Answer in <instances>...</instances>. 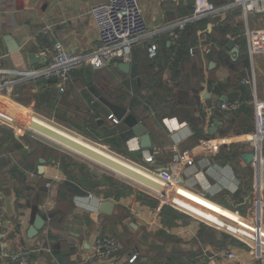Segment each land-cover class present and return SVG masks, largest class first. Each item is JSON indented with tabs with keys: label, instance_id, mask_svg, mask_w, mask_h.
I'll return each mask as SVG.
<instances>
[{
	"label": "crops",
	"instance_id": "crops-1",
	"mask_svg": "<svg viewBox=\"0 0 264 264\" xmlns=\"http://www.w3.org/2000/svg\"><path fill=\"white\" fill-rule=\"evenodd\" d=\"M103 1L0 0V69L42 68L54 56L56 41L70 52L91 51L99 44V34L90 8ZM228 1L218 0L217 5ZM140 3L148 33L133 45L131 71H122L116 65L120 61H113L94 70L93 78L106 98L126 106L147 127L152 147L141 149L133 133L127 148L142 155L128 158L154 176L160 168L173 173L166 200L143 184L145 189L136 187L117 198L91 193L71 179L73 169L65 170L51 154L52 146L16 132L23 128L15 124L24 108L80 135L92 134L100 139L96 142L109 145L106 140L120 137L119 130L114 135L116 117L89 90L85 67L72 72L64 90L60 81L23 80L0 90V264H22L4 252L25 255L26 264H125L134 254L138 257L130 264H264L256 257L255 235L246 221L258 184L264 200V165L243 158L254 150L256 100L264 122V14L245 16L241 8H231L201 24L194 22L184 35L193 51L180 55L175 68L171 38L181 29L176 24L191 16L194 0ZM250 30L262 50L253 56ZM230 40L237 52L228 47ZM154 43L155 59L148 55ZM231 94L238 97L222 100ZM223 102L232 107L223 109ZM214 119L221 124L211 132ZM185 154L191 164L182 159ZM150 155L152 161L147 160ZM176 155L181 158L175 160ZM75 174L79 178L80 170ZM67 182L78 189L70 193ZM138 192L155 198L157 206L140 200ZM104 200L115 202L109 213L100 210ZM163 205L174 215H163ZM38 215L45 223L29 237ZM104 236L117 239L121 248L113 258L100 261L93 255Z\"/></svg>",
	"mask_w": 264,
	"mask_h": 264
},
{
	"label": "built area",
	"instance_id": "built-area-1",
	"mask_svg": "<svg viewBox=\"0 0 264 264\" xmlns=\"http://www.w3.org/2000/svg\"><path fill=\"white\" fill-rule=\"evenodd\" d=\"M218 0H194V8L190 17L179 21L176 26L184 28L189 22H196L202 19L214 16L222 11L231 8H241L245 16L251 13L264 14V0H229L224 5H217ZM1 12V9H0ZM90 15L93 18L99 34V44L89 52H70L61 41L54 43L55 53L52 59L42 68L31 70H11L0 69L3 81L0 83V90L6 87H12L15 84L26 80L36 78L52 79L57 78L63 84L61 90H64V84L72 78V72L79 68L91 65L94 70L102 69L113 61L129 62L132 57L133 45L142 36L148 33V24L141 6L140 0H106L94 4L90 8ZM256 32L248 31V40L250 54L253 56L262 50L256 43ZM157 44H151L148 47V55L151 58L157 56ZM191 51H193L191 49ZM12 75L13 77H10ZM244 83L255 84V80L245 79ZM256 126L252 135L255 160L260 165H264V122L261 115V104L256 100ZM223 109H230L232 106L223 102ZM112 117V116H111ZM115 122H118L114 118ZM180 156H175L179 160ZM187 164L192 163L189 154L182 157ZM148 161L153 160V156L147 157ZM155 177L165 185L166 190L173 181L172 172L165 170L155 175ZM50 185V184H48ZM257 198L251 210L249 211V220H246L255 235L253 237V248L256 257L264 259V200L262 196L261 184L256 185ZM161 194V193H160ZM166 200L167 197L162 196ZM174 201V199H173ZM176 202V201H175ZM4 214L0 211V227L3 224ZM236 233V232H233ZM121 245L119 241L110 236H104L97 240L94 258L100 261L108 260L117 255ZM5 256H10L22 264L27 263V257L21 254H9L4 252ZM232 257V254H229ZM138 255L134 254L130 262H134Z\"/></svg>",
	"mask_w": 264,
	"mask_h": 264
},
{
	"label": "water",
	"instance_id": "water-1",
	"mask_svg": "<svg viewBox=\"0 0 264 264\" xmlns=\"http://www.w3.org/2000/svg\"><path fill=\"white\" fill-rule=\"evenodd\" d=\"M205 19L197 21L198 24H201L204 22ZM228 47L233 50V52H237V48H234V41L230 40L228 43ZM36 54H32V58L34 59ZM116 65L124 72L129 73L131 71V63L130 62H116ZM93 72L94 69L91 65H88L85 67V80L86 84L91 91V93L99 99L102 103H104L108 108L111 110L112 114L117 118L119 121H124L133 131L136 138L139 139L140 142V148L143 150H148L152 147V139L149 134V131L144 123L140 122L138 118L133 114L129 113V110L126 106H123L121 104L112 102L108 98H106L99 88L96 86L93 78ZM52 81H58L57 78H52ZM237 94H231L230 96H223L222 100L229 99L230 101H233L237 98ZM213 126L211 127V132L215 131L217 129V126L221 123L217 120H213ZM28 127L30 129H33L47 137H50L51 139L63 143L79 152L84 154L85 156L94 159L107 167L114 169L118 172H121L126 177L143 184L161 194H165L166 187L164 184H162L157 178L152 177L146 173H143L139 170H137L135 167L122 162L112 156H109L105 153H102L98 151L97 149L86 145L83 142H80L64 133H62L59 130H56L46 124H43L37 120L30 119L28 122ZM243 158L247 162H254L255 161V152L250 151L243 154ZM41 162H44L42 159ZM43 169V166L40 168ZM165 171V168L157 169L155 172L160 173ZM92 172H97L96 170H92ZM173 174V173H172ZM115 205V202L112 200H104L100 203V210L102 212L109 213ZM45 220L38 215L34 224L29 229V237L35 236L39 229L44 225ZM96 264H110V263H104V262H96Z\"/></svg>",
	"mask_w": 264,
	"mask_h": 264
},
{
	"label": "trees",
	"instance_id": "trees-1",
	"mask_svg": "<svg viewBox=\"0 0 264 264\" xmlns=\"http://www.w3.org/2000/svg\"><path fill=\"white\" fill-rule=\"evenodd\" d=\"M194 22H189L186 24V26L182 29H177L175 37H172V44H171V57L173 59L172 65L173 67H177L179 60H180V55L184 54V53H188L190 54L191 49L189 48V46H187L185 44L184 41V35L186 34V31L188 29V27L194 26ZM157 57V56H156ZM156 57H154L153 59H155ZM151 58V57H150ZM248 58H245V64L248 65ZM175 75H177V72L175 71ZM22 83V82H20ZM20 83L16 84L15 87H17V85H19ZM246 94L243 93V96L241 98V100H246ZM99 104L101 105V103L99 102ZM117 126H116V132L114 135H116V133L119 130V134L120 137H113V138H109L108 141L109 142V146L113 149L116 150L117 152H119L120 154L132 157L133 159L136 157H140L142 154L141 152H132L130 150H128L127 148V140L129 138L132 137L133 135V131L131 128H128V126L125 123H121L116 122ZM94 125L99 126L98 122H94ZM88 138L92 139V140H100L99 138L95 137L92 134H88L87 135ZM65 160V159H64ZM63 167L65 168V170H67V168H72V169H79L81 174L79 176V178L76 177V174H71L70 177L71 179L75 180L76 182H78V184H80L82 187H87V188H97L98 186L96 185V183H93V181L96 179V175H94L91 172H86V165L84 164H80L77 162H68L67 160H65L63 162ZM70 174V173H69ZM99 182H101L103 185H106L108 188L111 189L114 188V191H108L105 195V197H108L110 195H113L114 197H120V196H125L127 194H130L134 191V189L131 186L126 185L123 182H119V183H114L112 181H110L107 178L101 177L99 180ZM67 189L69 190L70 193H74L75 190H77L78 188L75 186V184L72 182H67L66 183ZM138 198L140 200H142L143 202L151 205L152 207L157 206L158 201L155 198H152L148 195H143L142 193L138 192ZM162 214L163 215H171L173 216V209L168 206V205H163L161 208ZM179 215V214H176ZM125 264H130V262L128 261Z\"/></svg>",
	"mask_w": 264,
	"mask_h": 264
},
{
	"label": "rangeland",
	"instance_id": "rangeland-1",
	"mask_svg": "<svg viewBox=\"0 0 264 264\" xmlns=\"http://www.w3.org/2000/svg\"><path fill=\"white\" fill-rule=\"evenodd\" d=\"M20 115V119L18 122H16L15 126L18 127V125L20 126H23L22 129H17L16 128V132H18L19 134H22V136L25 138V137H28V135H32L40 140H42L43 142H45L46 145L48 146H52V147H49L51 148V154H53L54 156H56L57 160L60 161V163L63 165V162L65 160H67L68 162H74V161H77L79 162L80 164H84L86 165V172H91L93 173L94 175H96V179L93 181V183H96V185L98 186L97 188H94V189H91V188H87L86 189L91 192V193H94V194H103L104 196L106 195V193L108 191H111L113 190L114 191V188L111 187L108 188L106 185H103L101 182H99L98 180L101 178V177H104V178H107L109 179L110 181L114 182V183H119V182H123L125 183L126 185L128 186H131L132 188H144L140 183L124 176V175H121L119 174L118 172H115L114 170L108 168L107 166H104L102 164H99L98 162H95L91 159H89L88 157H85L83 155H80L76 152H74L73 150L53 141V140H50L42 135H40L39 133L35 132L33 129H30L28 127V123H27V120L30 119V117H38L40 119H43L71 134H74L78 137H80L81 139L93 144V145H96L114 155H116L117 157L127 161L128 163H131L132 165L136 166V167H139L141 169H143L144 171L145 168H143V166L138 163L137 161L135 160H132L131 158H128V156L126 155H123V154H120L119 152H117L116 150H113L109 145L107 144H103V143H100V142H96L90 138H88L87 136H84V135H80L76 132H73L71 130H68L66 128H62L61 126H59L58 124H56L54 121L52 120H49L39 114H37L36 112L34 111H27L25 110L24 108H22L21 110V113L19 114ZM28 134V135H27ZM65 159V160H64ZM92 170H96L97 172H92ZM71 172L75 173V172H79V169H73V170H70ZM145 189V188H144ZM187 195V193H185ZM185 195V196H186ZM184 197V195H181ZM164 197H167L165 194H164ZM188 197V196H187ZM190 200L195 204V205H201V201L199 202V200L197 199H194L192 197H189ZM201 207V206H200Z\"/></svg>",
	"mask_w": 264,
	"mask_h": 264
},
{
	"label": "bare ground",
	"instance_id": "bare-ground-1",
	"mask_svg": "<svg viewBox=\"0 0 264 264\" xmlns=\"http://www.w3.org/2000/svg\"><path fill=\"white\" fill-rule=\"evenodd\" d=\"M30 119L37 120V121H39V122H41V123H43V124H46V125H48V126L54 128V129H56V130H59V131H61L62 133L66 134V135H68V136H70V137H72V138H74V139H76V140H78V141H80V142H83V143H85L86 145H89V146H91V147L97 149L98 151H100V152H102V153H105V154H107V155H109V156H112V157H114V158H116V159H118V160H120V161H122V162H125V163H127V164H129V165L135 167L137 170H139V171H141V172H143V173H146V174H148V175H150V176H152V177H155L153 174L149 173L148 171H144L143 169H141V168H139V167H136V166L132 165L131 163H128L127 161H125V160H123V159L117 157L116 155H114V154H112V153H110V152H108V151H106V150H104V149H102V148H100V147H98V146H96V145H93V144H91V143H89V142H87V141L81 139L80 137H78V136H76V135H74V134H71V133H69V132H67V131H65V130H63V129H60V128H58V127H56V126L50 124L49 122H47V121H45V120H41V119H38V118H36V117H31ZM30 119H29V120H30ZM29 120L27 121V123L29 122ZM34 131H35V130H34ZM35 132H37V131H35ZM37 133H39V132H37ZM39 134L42 135V136H44V137H46V138H48V139H50V140H53V139H51L50 137H47V136H45V135H43V134H41V133H39ZM53 141H55V140H53ZM55 142H57V141H55ZM57 143H59V144L65 146V147H67V148L73 150L74 152H76V153H78V154H80V155L85 156V155L82 154L81 152H79V151H77V150H75V149H73V148H71V147H69V146H67V145H65V144H63V143H60V142H57ZM85 157H87V156H85ZM88 158H89V157H88ZM89 159H91V158H89ZM91 160H93V161H95V162H98V161H96V160H94V159H91ZM98 163H99V164H102V163H100V162H98ZM102 165H104V164H102ZM104 166H106V165H104ZM108 168H109V167H108ZM110 169H111V168H110ZM112 170H114V169H112ZM114 171H115V172H118V171H116V170H114ZM118 173L121 174V175H123L121 172H118ZM124 176H125V175H124ZM155 178H156V177H155ZM145 187H146V186H145ZM154 191H155V190H154Z\"/></svg>",
	"mask_w": 264,
	"mask_h": 264
}]
</instances>
